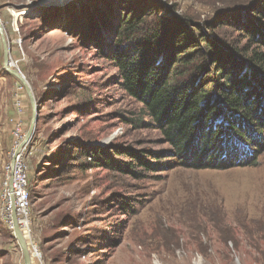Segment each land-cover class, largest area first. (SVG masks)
<instances>
[{
    "label": "rangeland",
    "instance_id": "1",
    "mask_svg": "<svg viewBox=\"0 0 264 264\" xmlns=\"http://www.w3.org/2000/svg\"><path fill=\"white\" fill-rule=\"evenodd\" d=\"M207 1L149 0L139 7L225 20L224 4ZM118 2L0 0L11 68L28 82L38 117L21 150L30 206L17 215L32 264H264V152L256 166L207 169L171 155L111 58L116 33L109 31L137 8ZM13 6L22 8L17 20ZM209 30L227 53L245 45L229 26ZM30 118L25 88L3 67L0 39V264H24L5 221L4 187ZM87 150L99 157L83 156ZM133 152L148 165L162 164L128 166Z\"/></svg>",
    "mask_w": 264,
    "mask_h": 264
},
{
    "label": "trees",
    "instance_id": "2",
    "mask_svg": "<svg viewBox=\"0 0 264 264\" xmlns=\"http://www.w3.org/2000/svg\"><path fill=\"white\" fill-rule=\"evenodd\" d=\"M133 1L118 3L128 7ZM148 1L135 0L137 8L109 31L116 33L111 58L121 85L143 105L179 163L191 159L188 164L198 169L256 166L264 152V0H208L206 5L224 4L219 13L225 20L218 25L185 13H157L159 6L143 13L139 5ZM222 26L245 45L227 53L223 40L208 37L210 28ZM130 158L126 165L132 167L162 164L148 165L137 152Z\"/></svg>",
    "mask_w": 264,
    "mask_h": 264
},
{
    "label": "water",
    "instance_id": "3",
    "mask_svg": "<svg viewBox=\"0 0 264 264\" xmlns=\"http://www.w3.org/2000/svg\"><path fill=\"white\" fill-rule=\"evenodd\" d=\"M13 8L22 9L21 6H13ZM0 39L2 42V48H3V67H4L5 71H7L9 74H11L15 78H17L20 81V83L23 85V87L25 88V91L27 93V96L29 98L30 105H31V118H30L29 127L25 133V136L19 142V144L17 145L16 149L13 152V155L11 158V168H12L14 165L15 159L18 156V154L20 153V151L23 148H25L26 145L30 142L31 137H32L34 130H35V125H36L38 117H37V111H36V101H35L33 92L31 90L28 82L26 81L25 77L19 71L15 70L9 66L10 65V54H9L10 49H9L8 43L4 37V31H3V26H2L1 22H0ZM12 184H13V179H12V176L10 175V177H9V189L11 192L10 199H11L12 223H13L12 224L13 225L12 230H13V234H14L15 238L17 239L19 246L21 248L24 264H32L29 247H28V244L26 242L25 236L22 232L20 220L17 217V212H16V208L14 205L13 195H12Z\"/></svg>",
    "mask_w": 264,
    "mask_h": 264
},
{
    "label": "built area",
    "instance_id": "4",
    "mask_svg": "<svg viewBox=\"0 0 264 264\" xmlns=\"http://www.w3.org/2000/svg\"><path fill=\"white\" fill-rule=\"evenodd\" d=\"M20 134V131H16V136ZM8 172L5 187H4V195L7 200V211L8 214L6 216L7 225L13 229L12 223V210H11V199H10V189H9V177L12 176L13 184H12V195L14 199V205L16 208L17 215H26L29 209L30 199H29V190H28V179L26 172L24 170V166L21 162V151L15 159L14 165L11 168V165L8 167Z\"/></svg>",
    "mask_w": 264,
    "mask_h": 264
},
{
    "label": "bare ground",
    "instance_id": "5",
    "mask_svg": "<svg viewBox=\"0 0 264 264\" xmlns=\"http://www.w3.org/2000/svg\"><path fill=\"white\" fill-rule=\"evenodd\" d=\"M23 10H24V9H23ZM23 10H22V11H23ZM24 11H25V10H24ZM20 12H21V9L12 8L10 13L12 14L14 20H15V19L17 20V18H18V14H19ZM4 37H5V35H4ZM5 39H6V38H5ZM11 64H12V63H11V60H10V65H9L10 67L12 66ZM21 221H22V220H21ZM23 223H24L25 225H27V221H26L25 219L23 220ZM22 230H23L22 232H23V234H24V233H25V232H24L25 229H22ZM37 256H38V255H37ZM38 258H39V256H38Z\"/></svg>",
    "mask_w": 264,
    "mask_h": 264
}]
</instances>
